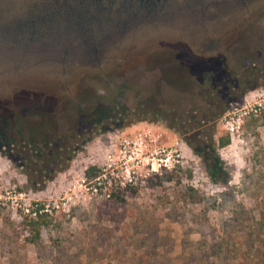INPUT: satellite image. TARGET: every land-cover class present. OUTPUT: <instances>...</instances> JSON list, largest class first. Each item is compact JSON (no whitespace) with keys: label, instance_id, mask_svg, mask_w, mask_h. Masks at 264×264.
I'll list each match as a JSON object with an SVG mask.
<instances>
[{"label":"rangeland","instance_id":"1","mask_svg":"<svg viewBox=\"0 0 264 264\" xmlns=\"http://www.w3.org/2000/svg\"><path fill=\"white\" fill-rule=\"evenodd\" d=\"M38 1L0 0V264H202L209 246L228 236L240 242L260 227L264 119L243 108L264 100V59L253 73L242 67L264 46V4L228 28L233 12H246L238 0H168L131 19L127 36L100 55L102 41L119 32L110 17L93 27L65 21L61 37L9 40L5 29ZM91 5L54 10L86 15ZM78 43L91 51L83 64L70 51ZM221 67L220 95L207 99L202 80ZM140 134L147 142H130L120 155V141ZM224 136L230 144L218 148ZM66 146L68 168L42 170L27 188L29 176L40 177L32 165L40 172L41 161ZM24 157L31 166H21ZM91 166L105 169L109 196L85 193ZM34 203L50 211L34 218L23 209ZM38 219L48 225L32 243L29 222Z\"/></svg>","mask_w":264,"mask_h":264},{"label":"trees","instance_id":"2","mask_svg":"<svg viewBox=\"0 0 264 264\" xmlns=\"http://www.w3.org/2000/svg\"><path fill=\"white\" fill-rule=\"evenodd\" d=\"M89 1L91 0H70V1L65 0V3H66V7L72 6L73 8L76 9V5H77L80 7L81 10H83L84 7L86 8L85 5H87ZM92 1H93V5L90 6L91 7L90 12L87 14V17H85V14L82 11H78V12H82V13H77L79 14L78 17H69L70 13L72 12H66L65 21L68 22V24H70L72 27H76V26L83 27L87 25L84 23L85 22L88 23L89 21V27H93V24H91V21L95 20L99 22V20H104L107 17L109 18L111 14L116 15V13L118 12L120 14L121 12L124 11L123 10L124 6L127 3L129 4L131 9H139V7L141 9L142 7H144L145 9L151 10L154 8V6L156 5L158 6V4L159 5L163 4L168 0H159V1L151 0L152 2L149 0L147 1L146 0H92ZM238 1H241L240 3L241 8L242 10H245V11H249L251 7H254L256 5L261 7L264 4V0H257L256 2H254L255 0H252L251 2H249L250 0L248 1L238 0ZM109 4L112 5L113 7H111ZM110 7L112 10H109ZM109 13H110V16H109ZM94 17L96 19H94ZM237 20L238 19L235 16L226 19L225 27H228V28L232 27L233 23H235ZM88 33L90 34V32ZM259 51L261 53L260 55H253L254 57L253 59L258 60V63L264 59V46L260 47ZM255 66L256 64L252 62L251 67H248L245 64V67H242V68L244 69L245 72H247V70L249 69L250 72L253 73V71L256 70ZM226 75H227L226 69L224 67H221L215 73L209 75L208 77L209 80L208 78L204 77L202 81L207 82V84L205 83L204 85L208 86L207 87L208 91L204 94L205 97H207V99L208 98L214 99V97H217V98L219 97L220 90L223 87V84L219 83V81H220V78L226 77ZM247 75H250V74H247ZM242 80L240 81L239 79L237 80L235 78L234 82L239 83V82H242ZM231 81L233 82V80ZM243 83L245 84V82ZM247 83L251 84L252 82H247ZM235 88L236 86L234 87L232 86V89H235ZM225 109L226 108H223L222 111H220L219 113H215V114L218 116L219 114L223 113ZM155 116H158V114H156ZM257 121L258 120L255 119L254 117L253 118L251 117L252 123H256ZM212 143L210 145V149L213 151L212 158L215 160L216 164H219V160L214 154L216 151V147H215V144L214 143L212 144ZM229 144H230L229 136H224L218 139L217 147L223 148ZM29 146H30V149H29L30 151L40 150V148L34 143H30ZM46 148L47 146L44 149ZM71 151H72L71 148L66 146L65 150H60L58 152H52L51 157L46 158L45 160L41 161L43 166H42V169H40V172L37 169H35V166L32 165V162L28 160V158L24 157L23 160L21 161L22 162L21 166H24V168H26V164L27 166L32 165V171L34 172V174L38 175L39 173L40 175L39 179H33L34 178L33 176H29L27 179L28 181L27 188L28 186L33 189L36 188L38 181H40L43 176L42 170L44 171L50 170V168L54 169L57 165H58L59 171L66 170L71 161V154H72ZM52 161H55V162L52 163ZM28 169L30 170L29 167ZM25 170L27 171V169ZM99 173H100V169H98L96 166L88 167L85 170V176L90 179L96 177ZM112 195L116 196L117 194L112 193ZM38 218H41V216H39ZM29 224L32 230L34 231L33 239H31V241L32 243H37L36 239L39 237V234H40L39 231L41 227L47 226L48 222L47 220H44V219H38V220L30 221ZM237 224H242V222L239 221L237 222ZM243 228L245 229V227ZM252 236L254 237V239H251ZM239 238L242 240L240 242L234 243L232 242V238L228 236V238L226 237L222 239V241L215 243L212 246H209L206 250L207 252L203 253V257H202L203 261L208 264H214V262L216 261L231 259L234 262V264H264V222L260 227L258 228L255 227L254 229H250L249 231H246L244 234H240ZM205 263H202V264H205Z\"/></svg>","mask_w":264,"mask_h":264},{"label":"flooded vegetation","instance_id":"3","mask_svg":"<svg viewBox=\"0 0 264 264\" xmlns=\"http://www.w3.org/2000/svg\"><path fill=\"white\" fill-rule=\"evenodd\" d=\"M147 1V0H146ZM151 1V0H149ZM159 1V0H157ZM248 1V0H247ZM252 0H250L249 2H251ZM257 0H255L254 2H256ZM64 3L65 0H41L38 1L37 3H34L33 5H31V8L29 7L28 12H26V14L24 15L25 19L23 21L18 20L14 23L15 26H11L9 29H5L7 32H10L11 35H13L12 37H9V40L11 41H17V39L15 38L16 34H23V35H35V34H42L45 35L49 32H51V34H55L58 35V37L62 36L63 31H65L64 28V23H65V17H66V13L62 12V10L60 12H56L54 10V7L56 5L60 6L61 3ZM152 2V1H151ZM234 3V2H232ZM241 1L236 2V4H238L239 9L241 8L240 5ZM249 6V5H248ZM234 7V6H233ZM158 8V6H154V10ZM124 11L121 12L119 14L116 13V15H112L110 16V18L119 21L117 24H124V26H129L131 23V19H134L136 16L140 15L142 12L146 11L144 7H142L140 9H131L129 4L127 3L124 6ZM150 10V9H148ZM236 13V15H234ZM252 14L251 12H245L242 13V11H235L232 13L233 16L238 18H241V15H246V14ZM110 14V13H109ZM119 14V15H117ZM79 14H75V15H69V17H78ZM231 16V15H230ZM22 17V16H21ZM85 17H87V14L85 15ZM94 19H96L94 17ZM91 24H96V21H91ZM115 25V24H114ZM117 26V25H115ZM115 28V27H114ZM113 28V29H114ZM15 35V36H14ZM60 39V38H59ZM203 51H209L212 50L210 49V47H203ZM255 52L253 55H260V51L259 48L256 47ZM246 65L248 67L252 66V62H254V64H258V60H251L249 58L244 60ZM252 61V62H251ZM225 67V65H224ZM208 90H206L207 92ZM29 126V125H28ZM30 129L33 128V126H29ZM22 140V139H21ZM43 142H47V139H42ZM24 142V140L22 141ZM27 142H34V141H27Z\"/></svg>","mask_w":264,"mask_h":264},{"label":"built area","instance_id":"4","mask_svg":"<svg viewBox=\"0 0 264 264\" xmlns=\"http://www.w3.org/2000/svg\"><path fill=\"white\" fill-rule=\"evenodd\" d=\"M243 109H244V112H243L244 115L252 114L254 116H261L264 119V100H253V101H249V100L247 101L246 100V105L244 106ZM235 129H236V127H234V126L230 127L229 131H230L231 135L233 134ZM148 141L153 142L154 140L149 139ZM120 142H124V143L121 144L119 154L120 155L123 154V157H124V155L126 153V149L130 145V142H134V144H136L139 147V146L143 145V142H147V137L145 134H140L134 140L124 139ZM111 161L109 158L108 163ZM108 166H110V165H108ZM104 170L105 169L101 170V172L96 177L91 178L89 181L84 183L85 193L91 194L93 196H97V195L109 196L110 195V193H111L110 190L112 188V182L110 180H108ZM118 185L122 186L123 182L119 181ZM19 195H20V197L23 196L22 194H19ZM16 206H18V204H16ZM23 209L28 215L33 216L34 218H38L39 216H42L45 213L50 211L48 205L39 204V203L30 204L29 206H27Z\"/></svg>","mask_w":264,"mask_h":264},{"label":"water","instance_id":"5","mask_svg":"<svg viewBox=\"0 0 264 264\" xmlns=\"http://www.w3.org/2000/svg\"><path fill=\"white\" fill-rule=\"evenodd\" d=\"M119 27V32L117 33V35L115 36H108L107 38H105V40L102 41V47H100L101 49V53L100 55H104L112 46L116 45V44H119L126 36L127 34L129 33L128 32V29H127V26H124V24H120L118 25ZM128 32V33H127ZM110 44L109 47L107 48H103L104 47V44L107 45V44ZM70 51L73 55H75L77 57V59H79V61L82 63V59L85 60L86 58H89V55H90V50L86 51L85 49H83V46L82 44L78 43L77 45H74V48L71 47L70 48ZM98 53V51H97ZM51 56L49 57V59L51 60ZM48 60V59H47ZM43 61V58L42 57H38L36 59H33V62L34 64H39ZM48 65H53V61H48L47 62Z\"/></svg>","mask_w":264,"mask_h":264}]
</instances>
